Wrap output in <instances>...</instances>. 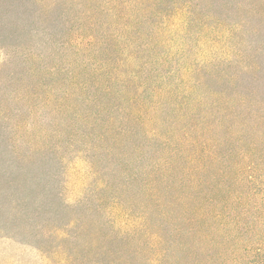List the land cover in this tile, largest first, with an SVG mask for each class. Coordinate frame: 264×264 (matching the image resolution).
<instances>
[{
  "label": "rangeland",
  "instance_id": "rangeland-1",
  "mask_svg": "<svg viewBox=\"0 0 264 264\" xmlns=\"http://www.w3.org/2000/svg\"><path fill=\"white\" fill-rule=\"evenodd\" d=\"M259 80L264 0H0V264H141L104 223L172 197L148 195L146 130L173 133L174 99L200 113L210 89L264 108ZM160 89L164 111L141 121L129 98Z\"/></svg>",
  "mask_w": 264,
  "mask_h": 264
},
{
  "label": "trees",
  "instance_id": "trees-1",
  "mask_svg": "<svg viewBox=\"0 0 264 264\" xmlns=\"http://www.w3.org/2000/svg\"><path fill=\"white\" fill-rule=\"evenodd\" d=\"M182 13L191 19L188 6ZM232 28L237 31L238 23ZM250 72L242 76L247 94L253 92ZM110 78L118 79L115 72ZM182 80L193 89L200 84L189 85L191 78L185 76ZM176 85L177 95L184 94ZM257 89H264L260 80ZM210 90L214 99L200 113L185 105L188 98L174 99L173 133L161 131L160 126L146 130L147 138L152 143L156 140L161 152L147 164L150 175L160 177L158 182L150 180L148 195L154 196L150 184H165L171 199L158 195L154 215L145 206L137 217L128 210L117 214L114 206L106 211L104 224L113 229L115 238L125 236L137 244L135 253L128 256L140 255L141 264H264V108L228 96L226 90ZM161 95L163 89L153 91L151 99L129 98L141 121H155L149 112L162 114L165 102L156 100ZM221 96L225 100L217 98ZM180 161L183 164L178 167ZM0 173L8 176V170Z\"/></svg>",
  "mask_w": 264,
  "mask_h": 264
}]
</instances>
